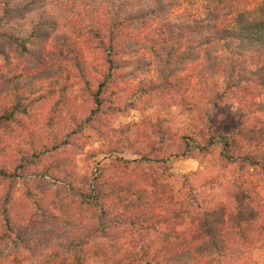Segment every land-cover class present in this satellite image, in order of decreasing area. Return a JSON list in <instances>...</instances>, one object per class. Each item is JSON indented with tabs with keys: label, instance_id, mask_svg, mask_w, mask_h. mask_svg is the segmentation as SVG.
Instances as JSON below:
<instances>
[{
	"label": "rangeland",
	"instance_id": "1",
	"mask_svg": "<svg viewBox=\"0 0 264 264\" xmlns=\"http://www.w3.org/2000/svg\"><path fill=\"white\" fill-rule=\"evenodd\" d=\"M103 1L41 0L24 8L15 0L19 8L7 14L0 5V121L16 110L0 123V172L7 175L0 174V210L8 194L18 205L19 200L29 204L28 193L43 185L36 175L49 180L42 171L51 174L58 162L90 173L99 161L148 157L139 163L170 175L182 196L195 199L199 234L217 239L216 216L230 234L217 253L190 264H264L261 61L246 56L243 80L227 84L223 72L182 61L192 36L178 35L180 22L150 23L154 28H140L138 38L132 29L112 55V22L105 19L114 14L116 2ZM183 7L173 8V20L185 15ZM3 31L19 37V46ZM157 43L160 48L153 51ZM41 60L47 63L38 64ZM111 75L114 83L103 90L95 111L91 94ZM25 107L28 113L19 114ZM235 127L242 138L229 149L221 134ZM40 151H45L41 158L32 156ZM208 236L198 246L210 245ZM8 250L0 247L3 264H11Z\"/></svg>",
	"mask_w": 264,
	"mask_h": 264
},
{
	"label": "trees",
	"instance_id": "2",
	"mask_svg": "<svg viewBox=\"0 0 264 264\" xmlns=\"http://www.w3.org/2000/svg\"><path fill=\"white\" fill-rule=\"evenodd\" d=\"M14 1L0 0L5 14L12 7L19 8ZM39 1L22 0V5L28 8ZM111 1L104 0L103 3ZM150 1L152 5L149 6ZM115 2L114 14L105 19V22H112L110 34L114 40L109 48L112 55L122 47L132 29H136L134 36L137 37L142 33L140 28H154L149 27L150 23L180 22L175 25L180 29L178 35L192 36L190 41L184 39L188 44L181 51L183 62L199 61L212 72H223L226 83L234 86L243 80L246 56L252 61H261L264 66V0ZM182 5L185 15L180 20H173V8ZM1 35L11 45L19 46V37L4 31ZM158 48V43L152 46L153 51ZM108 61L112 59L108 58ZM46 63L41 60L38 64ZM113 76L105 78L91 94L95 111H99L103 102V90L114 83ZM183 86L185 89L186 84ZM182 89L181 86L180 91ZM181 98L185 103L189 101L187 97ZM261 107L264 110V105ZM22 112L27 114L28 108H19V114ZM15 113L16 110L2 117L0 123ZM263 124L264 120H261ZM238 131L235 127L221 134L225 147L233 149L239 145L242 136ZM42 153L45 151L32 156L41 158ZM227 157L231 158L230 155ZM149 159L99 161L90 173L77 172L74 167L67 170L63 168V162H58L51 174L42 171L49 180L44 175H36L43 185L28 193L27 197L32 198L29 204L19 200L18 205V201L8 194L1 201L3 232L0 247H9V263L29 260L35 264H190L205 254L217 253L218 243L230 238L223 221L218 216L214 218L219 220L216 240L208 234H199L195 199L182 196L180 190L174 188L170 175H158L139 163ZM66 165L70 166L69 160ZM0 174L1 178L7 177ZM38 193L41 196H37ZM150 233L157 235L152 238ZM207 236L210 245L198 246L208 242ZM2 258L0 256V264L4 263Z\"/></svg>",
	"mask_w": 264,
	"mask_h": 264
}]
</instances>
